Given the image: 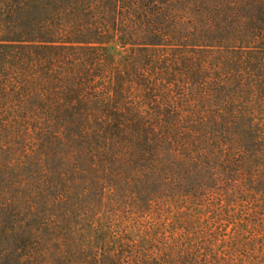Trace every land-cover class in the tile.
Returning a JSON list of instances; mask_svg holds the SVG:
<instances>
[{
  "label": "trees",
  "instance_id": "1",
  "mask_svg": "<svg viewBox=\"0 0 264 264\" xmlns=\"http://www.w3.org/2000/svg\"><path fill=\"white\" fill-rule=\"evenodd\" d=\"M0 264H264V0H0Z\"/></svg>",
  "mask_w": 264,
  "mask_h": 264
}]
</instances>
